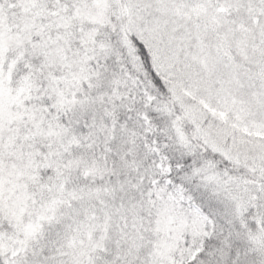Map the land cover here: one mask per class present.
<instances>
[{
	"label": "snow or ice",
	"instance_id": "6c2138e0",
	"mask_svg": "<svg viewBox=\"0 0 264 264\" xmlns=\"http://www.w3.org/2000/svg\"><path fill=\"white\" fill-rule=\"evenodd\" d=\"M0 264H264V0H0Z\"/></svg>",
	"mask_w": 264,
	"mask_h": 264
}]
</instances>
